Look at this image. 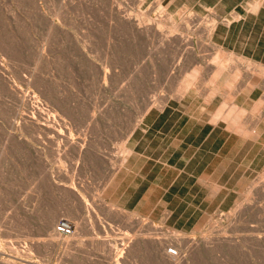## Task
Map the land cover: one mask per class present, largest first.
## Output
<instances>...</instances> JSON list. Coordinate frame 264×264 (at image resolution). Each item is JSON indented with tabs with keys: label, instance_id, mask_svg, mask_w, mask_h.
I'll list each match as a JSON object with an SVG mask.
<instances>
[{
	"label": "rangeland",
	"instance_id": "rangeland-1",
	"mask_svg": "<svg viewBox=\"0 0 264 264\" xmlns=\"http://www.w3.org/2000/svg\"><path fill=\"white\" fill-rule=\"evenodd\" d=\"M141 1L0 0V264H264V59L206 34L242 24L264 0ZM210 101L251 134L246 157L223 152L233 161L220 173L225 201L202 212L188 196L196 167L156 137L175 136L183 112L199 117ZM146 156L154 167L134 183Z\"/></svg>",
	"mask_w": 264,
	"mask_h": 264
},
{
	"label": "crops",
	"instance_id": "crops-1",
	"mask_svg": "<svg viewBox=\"0 0 264 264\" xmlns=\"http://www.w3.org/2000/svg\"><path fill=\"white\" fill-rule=\"evenodd\" d=\"M247 11L246 13L248 14L245 18H241L243 19L242 24H228L225 28L217 26L211 39H216L221 49H229L234 54L241 50L242 54L246 52L251 54V56L242 55L245 58L251 60L264 59V4L258 6L256 10ZM248 20L253 22L249 30L243 34L241 33L243 26ZM259 22H263V24L258 26ZM232 30H235V32L232 33ZM255 55L258 56L256 57ZM179 103L181 105L180 108H182L184 104L182 102ZM166 106L171 107L170 102ZM166 106L164 107L165 109L163 108V113L166 112ZM205 108L207 110L210 109V111L199 117L193 116L189 112H183L179 118H182V120H178L180 127L175 136H170V133L161 131L157 135L161 138L156 137L160 139L159 146L168 157L178 154L176 162L186 167H196L198 172L197 176H195L197 189L194 194L188 196L190 199L193 198L195 202L193 205L202 212H205L203 208L208 210L212 207L213 210H217L225 201L227 193L222 191L227 188V185L226 183L225 185L219 184V181L221 179L220 173H226L228 167L233 163L232 159H227V155L231 154L232 157H236L237 154L244 152L243 157H246L247 151H249L247 136L244 133L229 129V119L220 117L217 114L218 106L213 110L212 102L210 101L206 102ZM148 115L154 116L156 113L150 111ZM215 118H217V121H215ZM147 142V146L150 147L151 139L147 138ZM227 148H229L228 154H223ZM244 148L247 151H244ZM150 159V157L146 156L141 168L133 173L134 176L131 181L134 180V183L136 180L147 181V176L154 167V165L151 166ZM162 163L166 165L165 169L168 171L169 166H167V163L165 161ZM146 165L149 168V172H145L146 174L144 175L142 170ZM193 187L194 185H190L188 188L192 189ZM138 189L139 185L135 184L133 190L130 191L132 199L138 197ZM148 197H151L150 193L146 198ZM179 199L183 200L184 198L179 197ZM146 203H151V200H146Z\"/></svg>",
	"mask_w": 264,
	"mask_h": 264
},
{
	"label": "bare ground",
	"instance_id": "bare-ground-1",
	"mask_svg": "<svg viewBox=\"0 0 264 264\" xmlns=\"http://www.w3.org/2000/svg\"><path fill=\"white\" fill-rule=\"evenodd\" d=\"M140 1H141V0H140ZM111 3H112V2H111ZM111 3H110V4H111ZM117 3H118V2H117ZM141 3H143V2L141 1ZM154 3H155V2H154ZM115 6H116V5H115ZM158 6H159V5H158ZM117 7H118V6H117ZM138 8H139V7H138ZM110 9H111V8H110ZM123 9H124V8H123ZM125 9H126V8H125ZM125 9H124V10H125ZM112 10H113V9H112ZM124 10H122V11H124ZM117 11H118V10H117ZM119 12H121V10H120ZM119 12H118V13H119ZM125 12H126V11H125ZM123 13H124V12H123ZM139 14H140V13H139ZM145 14H146V13H145ZM121 15H122V12H121ZM137 15H138V13H137ZM137 15H135V16H137ZM192 15H193V14H192ZM109 16H110V15H109ZM189 16H190V15H189ZM194 16H196V15H194ZM116 17H117V16H116ZM118 17H119V16H118ZM191 17H192V16H191ZM236 17H237V16H236ZM125 18L130 22V21H133V18H134V17H133V15H132V13H127V14L125 15ZM147 18L149 19L150 17H146V19H147ZM109 19H110V18H109ZM120 19H122V18L120 17ZM135 19H136V18H135ZM169 19H170V18H169ZM122 20H123V19H122ZM136 20H137V19H136ZM137 21H139V20H137ZM140 21H141V20H140ZM191 21H192V18H191ZM159 22H160V21H159ZM188 22H189V21H188ZM157 23H158V22H157ZM162 23H163V22H162ZM211 23H212V22H211ZM211 23H210V24H211ZM116 24H117V23H116ZM121 24H122V21H121ZM123 24H124V23H123ZM123 24H122V25H123ZM125 24H126V23H125ZM130 24H131V23H130ZM141 24H142V23H141ZM141 24H140V25H141ZM146 24H147V23H146ZM189 24H190V23H189ZM118 25H119V24H118ZM155 25H156V24H155ZM157 25L163 26V25H161V24H159V23H158ZM192 25H193V24H192ZM112 26H113V24H112ZM124 26H125V25H124ZM129 26H130V25H129ZM131 26H132V25H131ZM133 26H134V25H133ZM141 26H142V25H141ZM118 27H119V26H118ZM137 27H138V26H137ZM158 27H159V26H158ZM186 27H187V26H186ZM206 27H207V26H206ZM216 27H217V26H216ZM148 28H150V26H147V25L145 26V25H144V29H148ZM164 28H165V27H164ZM172 28H173V27H172ZM190 28H191V27H190ZM117 29H118V28H117ZM117 29H116V30H117ZM127 29H128V28H127ZM133 29H134V27H133ZM158 29H159V28H158ZM160 29H161V28H160ZM214 29H215V28H214V25H213V24L209 25V26L207 27V29H206V34H207L208 36H210L211 34L213 35ZM112 30H113V29H112ZM129 30H130V28H129ZM153 30H154V29H153ZM170 30H171V28H170ZM173 30H174V29H173ZM188 30H189V29H187V31H188ZM135 31H136V30H135ZM174 31H175V30H174ZM174 31H172V32H174ZM191 31H192V30H191ZM146 32H147V31H146ZM151 32H152V29H151ZM170 32H171V31H170ZM175 32H177V31H175ZM183 32H184V31H183ZM134 33H135V32H134ZM134 33H133V34H134ZM156 33H157V32H156ZM187 33H188V32H187ZM143 34H145V33L143 32ZM148 34H150V33H148ZM158 34H159V33H158ZM171 34L173 35V33H171ZM177 34L180 35V33H177ZM202 34H203V33H202ZM106 35H107V34H106ZM169 35H170V33H169ZM185 35H186V34H184L183 36H185ZM188 35H189V34H187V36H188ZM128 36H129V35H128ZM160 36H161V35H160ZM173 36H174V35H173ZM180 36H181V35H180ZM180 36H179V38H181ZM187 36H186V37H187ZM192 36H193V34H192ZM88 37H89V36H88ZM133 37H134V36H133ZM149 37H150V36H148V38H149ZM151 37H152V36H151ZM167 37H168V34H167ZM170 37H172V36H170ZM186 37H185V38H186ZM194 37H195V36H194ZM152 38H153V37H152ZM152 38H149V39H150V42L152 41V40H151ZM155 38H156V36H155ZM176 38H177V37H176ZM190 38H191V37L188 36L186 40H189ZM206 38H207V37H206ZM161 39H162V38H161ZM154 40H156V39H154ZM158 40H159V39H158ZM163 40H164V39H163ZM165 40H166V39H165ZM169 40H171V38H170ZM184 40H185V39H184ZM147 41H148V40H147ZM156 41H157V40H156ZM181 41H182V40H181ZM181 41H180V42H181ZM191 41H193V40H191ZM191 41H188V42H191ZM115 42H116V41H115ZM141 42H142V40H141ZM152 42H153V41H152ZM154 42H155V41H154ZM154 42H153V44H154ZM160 42H161V41H160ZM170 42H171V41H170ZM173 42H174V40H173ZM180 42H178V43L180 44ZM185 42H186V41H185ZM201 42H202V41H201ZM88 43H90V42H88ZM112 43H113V42H112ZM143 43H144V42H143ZM158 43H159V42H157V44H158ZM197 43H198V42H197ZM161 44L165 46L164 41H162ZM170 44H171L170 46H172V43H170ZM183 44H184V43H182V46H183ZM186 44H187V42H186ZM191 44H192V42H191ZM1 45H2V44H1ZM159 45H160V44H159ZM173 45H174V44H173ZM147 46H148V45H147ZM178 46H179V45H178ZM180 46H181V45H180ZM189 46H190V44H189ZM148 47H149V46H148ZM165 47H166V46H165ZM175 47H176V44H175ZM187 47H188V46H187ZM190 47H191V46H190ZM155 48H156V46H155ZM217 49H218V48H217ZM171 50H172V49H171ZM115 51H116V50H115ZM178 51H179V50H178ZM181 51H182V50H181ZM219 51H220V49H219ZM221 51H222V50H221ZM165 52H166V51H165ZM170 52H171V51H170ZM159 53H160V52H159ZM219 54H220V53H219ZM219 54H218V55H219ZM221 55H222V54H221ZM216 56H217V54H216ZM229 56H230V54H229ZM231 56L234 57L235 55H234V56L231 55ZM42 57H43V56H42ZM218 57H219V56H218ZM226 57H227V56H226ZM212 58H213V57H212ZM216 58H217V57H216ZM216 58H213V59H216ZM227 58H228V57H227ZM236 58H237V57H236ZM236 58H235V61H236ZM220 59H221V58H219L217 61H219ZM223 59H225V58H223ZM228 59H229V58H228ZM230 59H232V58H230ZM153 61H155V60H153ZM211 61H212V60H211ZM211 61H209V62H211ZM213 61H214V60H213ZM213 61H212V63H213ZM220 61L222 62L223 60H220ZM226 61H227V60H226ZM229 61H230V60H229ZM196 62H197V61H196ZM221 62H220V63H221ZM214 63H215V61H214ZM222 63H224V61H223ZM226 63H227V62H226ZM228 63H229V62H228ZM248 63H249V62H248ZM190 64H191V63H190ZM215 64H216V63H215ZM224 64H225V63H224ZM257 64H258V63H257ZM221 65H222V64H221ZM221 65H220V66H221ZM227 65H228V64H227ZM260 65H261V64H260ZM185 66H186V65H185ZM212 66H213V65H212ZM217 66H218V65H217ZM236 66H237V64H236ZM181 67H182V66H181ZM215 67H216V66H215ZM224 67H228V66H225V65H224ZM182 68H183V67H182ZM182 68H181V69H182ZM207 68H208V67H207ZM209 68H210V67H209ZM209 68H208V69H209ZM221 68H223V66H222ZM221 68H219V67L217 68V69H218V70H217V73H218L219 71H222ZM229 68H230V67H229ZM248 68H249V67H248ZM253 68H254V67H253ZM183 69H185V71H187L186 68H183ZM183 69H182V71H183ZM231 69H232V68H231ZM201 70H202V69H201ZM223 70H224V69H223ZM237 70H238V69H237ZM237 70L235 69L236 72H237ZM254 70H255V69H254ZM238 71H239V70H238ZM240 71H241V70H240ZM245 71H246V70H245ZM260 71H261V70H260ZM155 72H156V71H155ZM209 72H210V70H209ZM212 72H213V70H212ZM212 72H211V73H212ZM233 72H234V71H233ZM255 72H257V70H256ZM181 73H182V72H181ZM181 73H180V74H181ZM185 73H186V72H185ZM238 73H239V72H238ZM238 73H237V74H238ZM249 73H250V72H249ZM183 74H184V71H183ZM219 74H220V73H219ZM234 74H236V73L234 72ZM252 74H254V72H253ZM189 75H190V73H189ZM238 75L240 76L241 73L238 74ZM262 75H263V74H262ZM214 76H215V75H214ZM214 76H213V77H214ZM234 76H235V75H234ZM242 76H243V74H242ZM242 76H241V77H242ZM250 76H251V74H250ZM253 76H254V75H253ZM263 76H264V75H263ZM179 77H180V76H179ZM204 77H205V76H204ZM243 77H244V76H243ZM191 78H192V77H191ZM211 78H212V77H211ZM215 78H216V77H215ZM237 78H238V77H237ZM193 79H194V77H193ZM205 80H206V79H205ZM212 80H213V79H212ZM216 80H217V79H216ZM236 80H237V79H236ZM136 81H137V80H136ZM178 81H180V80H178ZM189 82H190V86H191V81H189ZM212 82H213V81H212ZM212 82H211V83H212ZM214 82H215V81H214ZM250 82H251V81H249L248 83H250ZM263 82H264V81H263ZM5 83H6V82H5ZM178 83H179V82H178ZM200 83H201V82H200ZM202 83H203V82H202ZM227 83H228V82H227ZM239 83H240V82H239ZM6 84H7V83H6ZM8 84H10V83H8ZM187 84H188V83H187ZM212 84H213V83H212ZM241 84H242V83H241ZM241 84H239V85L241 86ZM252 84H253V82H252ZM182 85H183V84H182ZM200 85H202V84H200ZM226 85H227V84H226ZM237 85H238V84H237ZM237 85H236V86H237ZM253 85H254V84H253ZM175 86H178L177 83L175 84ZM186 86H187V85H186ZM190 86H189V87H190ZM227 86H228V85H227ZM247 86H248V85H247ZM172 87H174V86H172ZM241 87H242V86H241ZM244 87H245V85H244ZM249 87H250V86H249ZM251 87H252V86H251ZM131 88H132V87H131ZM176 88H177V87H176ZM176 88H174V89H176ZM186 88H187V87H186ZM193 88H194V87H193ZM202 88H203V87H202ZM222 88H223V87H222ZM238 88H239V86H238ZM180 89H181V87H180ZM191 89H192V88H191ZM198 89H200V88H198ZM239 89H240V88H239ZM137 90H138V89H137ZM172 90H173V89H172ZM186 90H187V89H186ZM231 90H232V89H231ZM231 90H230V91H231ZM234 90H235V89H234ZM234 90H233V91H234ZM236 90H237V89H236ZM236 90H235V91H236ZM207 91H209V90H207ZM216 91H217V90H216ZM171 92H172V91H171ZM171 92H170V94H171ZM191 92H192V91H191ZM194 92H195V91H194ZM201 92H203V94H206V93H204L203 89H202V91H200V93H201ZM231 92H232V91H231ZM236 92H237V91H236ZM236 92H235L234 94H236ZM239 92H240V91H239ZM132 93H133V92H132ZM196 93H198V92H196ZM237 93H238V92H237ZM133 94H134V93H133ZM172 95H173V93H172ZM201 95H202V93H201ZM231 95L234 96L233 94H231ZM231 95H229V96H231ZM177 96L179 97V95H177ZM177 96L175 95V98H176ZM206 96H207V95H206ZM232 96H231L230 98H233ZM150 97H151V96H150ZM171 97H172V96H171ZM201 97H202V96H201ZM180 98H181V97H180ZM177 99H179V98H177ZM165 100L168 101V98L165 99ZM165 100L162 99L161 101H164V102H165ZM206 100H207V99H206ZM225 100L227 101L228 98L225 99ZM230 100H231V102H233L232 99H230ZM153 101H154V100H153ZM150 103H151V102H150ZM152 103H153V102H152ZM152 103H151V104H152ZM154 103H155V102H154ZM159 103H160V102H159ZM159 103L157 102V104H159ZM162 103H163V102H162ZM222 103H223V102H222ZM146 104H147V103H146ZM151 104H150V106H151ZM223 104H224V103H223ZM228 104H229V103H228ZM232 104H233V103H232ZM221 105H222V104H221ZM224 105H227V102H226ZM152 106H153V105H152ZM164 106H166V105H164ZM229 106H230V105H229ZM232 106H233V105H232ZM234 106H235V105H234ZM166 107H167V106H166ZM220 107H221V106H220ZM222 107H223V108H221V109H224V106H222ZM148 108H149V107H148ZM161 108H163V107L161 106ZM225 108H226V107H225ZM234 108H235V107H234ZM237 108H238V107H237ZM164 109H165V108H164ZM218 109H219V108H218ZM243 109H244V108H243ZM243 109L241 110L242 112H244ZM161 110H162V109H161ZM137 111H138V110H137ZM147 111H148V110H147ZM221 111H222V110H221ZM223 111H224V110H223ZM232 111H233V110H232ZM140 112H141V111H140ZM219 112H220V111H219ZM228 112H229V111H228ZM143 113H144V112H143ZM224 113H225V112H224ZM238 113H239V112H238ZM240 113H241V112H240ZM213 114H214V113H213ZM217 114H218V113H217ZM217 114H216V115H217ZM225 114H226V116H228L227 113H225ZM253 114H254V113H252V115H253ZM140 116H141V115H140ZM143 116H144V114H143ZM143 116H142V118H143ZM145 116H146V115H145ZM217 116H218V115H217ZM222 116H224V115H222ZM229 116H230V115H229ZM213 118H214V117H213ZM233 118H234V117H233ZM246 118H247V117H246ZM141 120H142V119H141ZM218 120H220V119H218ZM244 120H245V119H244ZM246 120H247V119H246ZM246 120H245V121H246ZM212 121H213V120H212ZM215 121H217V118H215ZM232 121H233V120H232ZM248 121H249V119H248ZM248 121H247V122H248ZM255 121H256V120H255ZM136 122H137V121H136ZM235 122H236V121H235ZM238 122H239V121H238ZM249 122L251 123V121H249ZM139 123H140V122H139ZM139 123H138V124H139ZM215 123H216V122H215ZM250 123H249V125H250ZM212 124H213V123H212ZM247 124H248V123H247ZM226 125H227V124H226ZM226 125H225V127H226ZM229 125H230V124H229ZM133 126H135V125H133ZM136 126H137V125H136ZM228 127H229V126H228ZM237 127H238V126H237ZM251 128H254V126L251 127ZM229 129H230V128H229ZM231 129H232V127H231ZM238 129H239V127H238ZM238 129H237V130L235 129V130H236V131H239L240 129H239V130H238ZM130 133H131V132H130ZM238 133H240V132H238ZM241 133H242V132H241ZM249 133H250V132H249ZM250 134H251V133H250ZM250 134H249V135H250ZM241 135H242V134H241ZM249 135H248V137H250ZM248 137H247V139H248ZM249 139H251V138H249ZM123 155H124V153H123ZM121 164H122V163H121ZM260 182H261V181H260ZM249 192H250V191H249ZM55 215H56V214H55ZM55 218H56V217L54 216V219H55ZM52 219H53V218H52ZM54 219H53V220H54ZM53 220H52V221H53ZM58 220H59V219H58ZM50 221H51V220H50ZM48 222H49V221H48ZM60 222H63V221H60ZM51 223H53V222H51ZM48 224H49V223H48ZM53 224H54V223H53ZM53 224H52V225H53ZM52 225L50 224V226H52ZM59 225H60V224H59ZM48 226H49V225H48ZM52 227H53V226H52ZM54 232H55V231H54ZM57 233H58V232H57ZM56 236H57V235H56ZM59 236H60V235H59ZM59 236H58V237H59ZM58 237H57V238H58ZM55 238H56V237H55ZM66 242H67V240H66ZM66 242H65V243H66ZM81 242H82V241H81ZM154 242H155V241H154ZM68 243H69V242H68ZM68 243H67L66 245L69 246ZM63 244H64V243H63ZM153 245H154V243H153ZM74 246H75V245H74ZM74 246H73V247H74ZM78 246H79V245H78ZM161 246H162V244H161ZM163 246H164V245H163ZM187 246H188V245H187ZM197 247H198V246H197ZM126 248H127V247H126ZM128 248H129V247H128ZM153 248H154V247H153ZM161 248H162V247H161ZM161 248H160V249H161ZM66 251H67V250H66ZM164 251H165V250H164ZM167 255H168V254H167ZM168 257L172 258L173 260L176 259V257H172V256H169V255H168ZM166 260H167V259H166ZM176 260H177V259H176ZM170 261H171V259H170ZM174 262H175V261H174ZM179 262H180V261H179ZM171 263H172V262H171ZM175 263H176V262H175ZM177 263H178V261H177Z\"/></svg>",
	"mask_w": 264,
	"mask_h": 264
},
{
	"label": "built area",
	"instance_id": "built-area-1",
	"mask_svg": "<svg viewBox=\"0 0 264 264\" xmlns=\"http://www.w3.org/2000/svg\"><path fill=\"white\" fill-rule=\"evenodd\" d=\"M74 229V226L70 222L63 221L61 224L57 227V231L62 235H70L72 234ZM167 254L172 257L179 256V252L177 249L170 247L167 249Z\"/></svg>",
	"mask_w": 264,
	"mask_h": 264
}]
</instances>
